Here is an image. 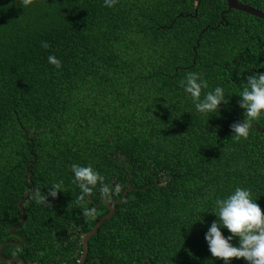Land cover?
I'll list each match as a JSON object with an SVG mask.
<instances>
[{
    "label": "trees",
    "instance_id": "1",
    "mask_svg": "<svg viewBox=\"0 0 264 264\" xmlns=\"http://www.w3.org/2000/svg\"><path fill=\"white\" fill-rule=\"evenodd\" d=\"M239 1L264 11V0ZM226 8V0H117L111 8L0 0V245L21 241L9 229L34 186L14 230L24 242L6 244L2 256L77 264L82 236L108 208L95 189L73 203L76 163L121 185L110 199L131 185L89 238L83 264H223L204 239L215 198L246 187L264 212V115L246 139L231 138L230 128L243 119L237 101L247 75L264 72V19L234 9L221 18ZM188 72L208 81L202 97L225 89L219 113L196 112L180 83ZM58 181L51 206L36 203L37 191ZM93 206L95 218L82 214Z\"/></svg>",
    "mask_w": 264,
    "mask_h": 264
},
{
    "label": "clouds",
    "instance_id": "2",
    "mask_svg": "<svg viewBox=\"0 0 264 264\" xmlns=\"http://www.w3.org/2000/svg\"><path fill=\"white\" fill-rule=\"evenodd\" d=\"M116 2L117 0H103L104 5L109 8ZM30 3L31 0H19L22 7ZM41 46L48 48L49 44L42 41ZM47 61L55 68H61V60L56 55L49 54ZM240 72L237 75H240ZM180 83L184 93L191 98L196 112L200 114L210 116L209 114L219 113L220 105L228 103L225 89L219 85L201 96L202 90L207 89L209 85L198 72H188ZM238 97L237 103L243 109V119L230 125L231 138L235 140L246 139L252 122L264 115V72L247 75ZM70 168L73 174L72 183L79 189L73 203L86 200L94 189L98 190L106 201L121 191L120 184L105 183V177L91 164L73 163ZM61 184L62 181L52 183L47 186V192L38 190L34 197L36 203L51 206L48 197L56 198L58 192H61ZM211 213L216 219L207 228L204 239L212 257L222 259L223 264H230L231 258H243L247 264H264V212L256 203V199L252 198L248 188L236 186L227 195L215 198L214 210ZM82 214L95 218L96 208H83ZM222 229H226L228 234L225 235ZM234 239L235 244L232 243Z\"/></svg>",
    "mask_w": 264,
    "mask_h": 264
},
{
    "label": "water",
    "instance_id": "3",
    "mask_svg": "<svg viewBox=\"0 0 264 264\" xmlns=\"http://www.w3.org/2000/svg\"><path fill=\"white\" fill-rule=\"evenodd\" d=\"M226 5H227V8L220 13V17L221 18H222L223 14L225 12L230 11L231 9H234V10L243 11V12H246V13H248L250 15H253V16H256V17H259V18L264 19V11L259 10V9L255 8V7H253V6H250V5L246 4V3H242L239 0H226ZM221 22L222 21L220 20L219 23H221ZM207 27L208 26H205L203 28V30H205ZM201 32L202 31H200L199 34H198V38L196 40V43L198 42V39L200 38ZM240 120H242V119H240ZM255 126L258 128V125L256 123H255ZM263 129H264V125L261 128V130H263ZM32 163H34V162H32ZM31 164H29L27 166V170H29V167H30ZM32 176H33V173H32V171H30L29 172V180L30 181L32 179ZM130 189H131V185H128L127 188L123 192L122 198H120L118 200L109 199V200L106 201L104 198L100 199V201L98 202V204H100L102 201H105V204H106V206L108 208V211L104 215H102V217H100L98 219V221L95 223V225L92 227V229H90L89 231H87L82 236V239H81V242H82V254H81V257L79 258L77 264H83L84 261H85V258H86V255H87V245H88L89 238L96 233V231L98 230V228L100 227V225L106 219L110 218L113 215V213L115 211L114 203H117V202H120L121 200H123L125 198L128 190H130ZM33 191H34V186L32 184V187L28 191V193H26L25 196L18 202V206L22 210V218H21L20 222L18 224H16V225L10 227V229H9L10 233L13 234V235L19 236L21 238V241L20 242H15V241H12V240H7V241H4L0 245V261L1 262L18 261L21 264H26L25 261H24V259L21 258L20 256L4 257V256H2L1 251L4 248V246L6 244H8V243L21 244V243L24 242V238L20 234H18L17 232H15L14 230L17 229V228H19L25 222V220H26V213H25V210L23 208V202L27 199L28 194L29 193H32Z\"/></svg>",
    "mask_w": 264,
    "mask_h": 264
},
{
    "label": "flooded vegetation",
    "instance_id": "4",
    "mask_svg": "<svg viewBox=\"0 0 264 264\" xmlns=\"http://www.w3.org/2000/svg\"><path fill=\"white\" fill-rule=\"evenodd\" d=\"M258 9V8H257ZM260 10V9H259Z\"/></svg>",
    "mask_w": 264,
    "mask_h": 264
}]
</instances>
